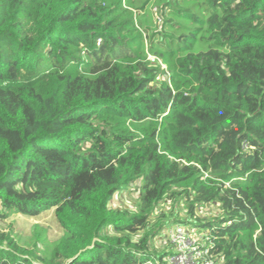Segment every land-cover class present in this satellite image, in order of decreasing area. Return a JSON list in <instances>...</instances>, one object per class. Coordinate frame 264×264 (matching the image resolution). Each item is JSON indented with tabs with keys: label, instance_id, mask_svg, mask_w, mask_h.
<instances>
[{
	"label": "trees",
	"instance_id": "trees-1",
	"mask_svg": "<svg viewBox=\"0 0 264 264\" xmlns=\"http://www.w3.org/2000/svg\"><path fill=\"white\" fill-rule=\"evenodd\" d=\"M145 1L0 0V222L53 209L65 234L47 259L0 232V264H169L137 237L177 196L163 227L264 264V0H205L211 45L183 38L168 74L125 38ZM129 189L138 212L113 209Z\"/></svg>",
	"mask_w": 264,
	"mask_h": 264
},
{
	"label": "rangeland",
	"instance_id": "rangeland-1",
	"mask_svg": "<svg viewBox=\"0 0 264 264\" xmlns=\"http://www.w3.org/2000/svg\"><path fill=\"white\" fill-rule=\"evenodd\" d=\"M145 2H148L147 7H142L143 2L136 4L134 9L132 8L129 14L122 18V23L133 18L132 23L127 25L128 33L125 38L132 43L133 48L138 50L144 59L146 58L147 63L160 67L168 74L171 71L170 63H174L171 55L178 54L179 49L185 50L179 48L180 41L185 37H196L193 51L204 52L209 49L211 44L207 42V30L201 23V20H205L210 14L205 0H179L176 11L167 6L169 0H146ZM125 3L124 0V5ZM167 77L166 80L170 76ZM137 196L135 189L121 192L115 196L111 207L131 213L138 212ZM218 210L215 205L203 206L198 210V214L201 217L214 218L215 214L219 213ZM187 218H189V213L185 200L179 196L173 199L166 198L156 207L149 227L139 233L137 238L141 240L148 234L151 247L159 253L170 251V254H173L169 234L177 228V225L163 227L162 224L175 223L177 220ZM187 230L189 233L187 235L198 241L200 246L208 245L203 235L188 228ZM0 232L9 235L12 240L29 252H35L47 259L52 258V253L65 235L53 209L36 217L11 211L8 217L0 222ZM60 264H68V261H60Z\"/></svg>",
	"mask_w": 264,
	"mask_h": 264
},
{
	"label": "built area",
	"instance_id": "built-area-1",
	"mask_svg": "<svg viewBox=\"0 0 264 264\" xmlns=\"http://www.w3.org/2000/svg\"><path fill=\"white\" fill-rule=\"evenodd\" d=\"M180 226V227H179ZM169 234L174 253L169 257V264H213L211 249L200 246L198 241L189 237L187 228L177 225Z\"/></svg>",
	"mask_w": 264,
	"mask_h": 264
}]
</instances>
